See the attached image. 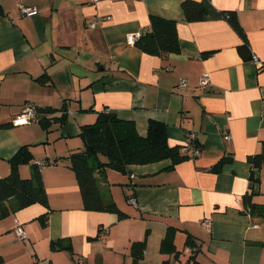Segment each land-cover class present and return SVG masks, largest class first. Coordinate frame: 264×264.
<instances>
[{
    "label": "crops",
    "instance_id": "obj_1",
    "mask_svg": "<svg viewBox=\"0 0 264 264\" xmlns=\"http://www.w3.org/2000/svg\"><path fill=\"white\" fill-rule=\"evenodd\" d=\"M183 1L0 0V177L22 145L31 160L21 176L47 161V204L10 197L0 214V264H264V213L244 203L264 204V162L249 159L264 143V0H204L210 15L197 20ZM220 11H233L240 30ZM151 15L176 21L178 51L131 40ZM28 100L39 119L14 125ZM108 108L143 136L151 118L164 121L171 146L193 134L201 154L108 166L101 194L119 209L85 208L69 156L85 147L81 125ZM17 220L28 238L16 235Z\"/></svg>",
    "mask_w": 264,
    "mask_h": 264
},
{
    "label": "trees",
    "instance_id": "obj_2",
    "mask_svg": "<svg viewBox=\"0 0 264 264\" xmlns=\"http://www.w3.org/2000/svg\"><path fill=\"white\" fill-rule=\"evenodd\" d=\"M182 9L188 20H197L209 17L211 6L204 0H184ZM220 14L240 30L237 15L233 11H220ZM135 44L144 51L161 55L178 51L180 46L176 21L151 15L150 26L140 32ZM245 48H249L246 42L240 46L241 51ZM60 118L63 119V115ZM1 124L3 123L0 122ZM79 134L85 141V147L70 154V166L77 177L84 207L88 209H119L114 202L105 203L101 194L97 175L104 173L106 167L125 169L131 163H145L168 157L173 162H178L192 156L182 149L183 144L171 146L168 143L164 121L151 118L147 134L143 136L138 133L132 121L119 117L110 108L99 112L95 121L82 124ZM100 155H104L106 159H101ZM249 159L256 166L264 162V143L263 149L250 155ZM30 160L31 151L26 144L11 157L10 172L0 177V214L9 211L6 205L10 197L16 199L18 207L37 201L47 204V192L38 165L35 163V173L31 177H23L19 172V164ZM224 161L221 158L214 168L219 169ZM244 203L250 206L251 211L264 213V204H257L247 197L244 198ZM172 230H168L164 243L170 241Z\"/></svg>",
    "mask_w": 264,
    "mask_h": 264
},
{
    "label": "built area",
    "instance_id": "obj_3",
    "mask_svg": "<svg viewBox=\"0 0 264 264\" xmlns=\"http://www.w3.org/2000/svg\"><path fill=\"white\" fill-rule=\"evenodd\" d=\"M92 2H97L98 0H91ZM21 10L24 14H27V15H33L37 12V9L36 7H31L29 5H23L21 7ZM89 25L90 26H95L96 25V21H90L89 22ZM140 35V32H137L135 34L132 35V38L131 40L132 41H136L137 37ZM253 59L255 60V62L259 63L260 60L257 58L256 55H253ZM200 82L201 84H208L210 81H209V78H208V75L207 74H202L201 77H200ZM180 84L181 85H186V78L185 77H182L181 80H180ZM39 117H38V108L37 106L32 102V101H26L23 105V108L21 110V112L19 114L16 115V117L13 118L12 122L14 125H20V124H28V123H31L33 121H36L38 120ZM224 137L225 139L227 140H231L232 139V134L230 132L229 129H224ZM182 149L186 152H189L192 156H198L201 154V151H202V148L199 144H195L194 143V135L193 134H190L188 136V139L187 141L183 144V147ZM38 167H42L44 166L47 161L45 160H38L35 162ZM129 201L131 203H133L134 205H137V198L132 194L129 196ZM211 224V219L210 218H207L203 221V225L205 227H209ZM104 232H106L108 229L105 228L103 229ZM15 233L16 235L20 238V239H26L28 238V233L25 229V226L22 222L18 221L17 220V224L15 226Z\"/></svg>",
    "mask_w": 264,
    "mask_h": 264
}]
</instances>
